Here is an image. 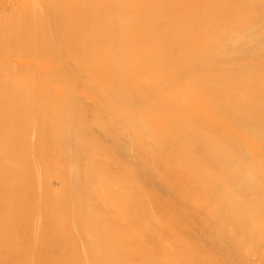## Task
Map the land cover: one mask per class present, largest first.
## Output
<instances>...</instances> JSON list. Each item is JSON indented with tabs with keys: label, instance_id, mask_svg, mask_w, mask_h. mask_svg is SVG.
Masks as SVG:
<instances>
[{
	"label": "bare ground",
	"instance_id": "obj_1",
	"mask_svg": "<svg viewBox=\"0 0 264 264\" xmlns=\"http://www.w3.org/2000/svg\"><path fill=\"white\" fill-rule=\"evenodd\" d=\"M0 264H264V0H0Z\"/></svg>",
	"mask_w": 264,
	"mask_h": 264
}]
</instances>
